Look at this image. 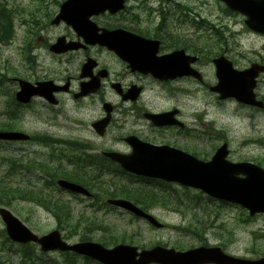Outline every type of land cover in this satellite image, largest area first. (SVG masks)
<instances>
[{
    "label": "rangeland",
    "instance_id": "1",
    "mask_svg": "<svg viewBox=\"0 0 264 264\" xmlns=\"http://www.w3.org/2000/svg\"><path fill=\"white\" fill-rule=\"evenodd\" d=\"M62 1L0 0V3L7 10L23 9L32 12L35 16L31 20L43 28L49 25V22L44 23L48 21L46 16L55 15L57 5ZM133 4L130 2L129 6L134 7ZM147 6L155 12L159 7L165 8V12L169 11L172 14L169 15V24L173 33H177L182 38L187 37L197 50L205 52V60H201L199 71L206 86L216 84L214 67L211 63L216 56L224 55L232 61L237 70L245 69L251 63L264 61V37L248 31L243 24L244 18L227 13L224 5L218 0H162V2L149 0ZM21 17L27 21L21 25L20 16L15 14L13 22L15 33L8 41L5 40L8 28L3 27L6 21L0 17V41L4 42L0 44V114H3V111L11 114L14 110L12 95L15 86H11L9 82L12 77L26 79L31 76L30 69L35 57L43 65L54 67L59 62V59L45 51L38 39L52 38L54 34L60 33L63 27L50 26L39 31L37 35H32L28 25L30 20L25 15ZM143 17L144 20H149L145 12ZM150 20L151 23H156L158 17L153 13ZM29 44L32 51L26 49ZM178 87L179 93L174 99H168L157 89L148 91L146 103L155 110L172 106L179 110L181 119L195 131L193 142L188 147L189 152H196L195 154H199L201 158H210L214 149L226 142L230 152L228 159L231 162H253L264 168V109L249 108L233 99L219 101L216 95L209 93L206 87L196 81L183 80L178 83ZM256 94L264 102V76L258 80ZM108 95L110 99L113 98L112 94ZM75 107L73 102L68 101L64 106L48 111L41 110L39 116L27 113V110L32 111L34 108H24L15 126L33 135H48L61 140L74 141L78 138V133L90 136L94 140L95 137L90 134L89 128L91 121L96 117L93 113L94 107L84 102L82 108H78V113ZM58 111L62 113L56 114ZM6 116L7 114H3V117ZM77 119L78 125H76ZM112 138L113 136L108 134L105 138L94 142L99 145L98 148L105 147L102 145H108ZM43 145L42 143L41 145L0 143V178L6 183L18 184L27 181L35 183L39 178L35 174L28 175L19 168L14 169L9 162L11 157H25L29 160L45 159L53 150H65L66 154H70L65 144H56L51 148ZM112 146L124 150L117 144ZM11 160L13 161L14 158ZM61 165L65 166L64 163ZM120 180L128 182L125 177ZM199 195L202 203L199 211L205 212L211 224L202 227L201 232H195L193 235H179L169 228L183 222L181 214L165 209L153 210L152 215L166 225L163 230H155L116 209L106 208L95 212L85 208L90 204L82 198L79 200L66 193L58 194L60 198L69 202L75 211L73 221L78 217V224L81 227H89L92 221L91 227L106 228L104 231L92 232L89 236H92L93 241L103 242L107 247L114 246L113 233L118 234L124 230L119 234L120 238L116 243L124 242L139 249H149L160 244L180 250L206 242L208 245L221 244L226 253L237 257L250 259L264 257V214L249 218L246 211L236 206L222 205L220 202L209 203L204 195ZM10 205L11 208L8 210L36 234H46L55 228L54 219L35 204L12 199ZM80 233L84 234V231ZM5 239V228L0 219V247L5 243ZM4 255L5 253L0 250V264H21L17 255ZM3 256L10 261H3L1 259ZM38 258L43 264H49V259L55 260L53 263H59L56 255L51 257L39 255Z\"/></svg>",
    "mask_w": 264,
    "mask_h": 264
},
{
    "label": "water",
    "instance_id": "2",
    "mask_svg": "<svg viewBox=\"0 0 264 264\" xmlns=\"http://www.w3.org/2000/svg\"><path fill=\"white\" fill-rule=\"evenodd\" d=\"M220 1L230 10L244 15L246 17L244 24L249 30L264 35V0ZM122 7V0H67L61 5L60 12L52 23L57 24L63 19L78 31L80 24L87 21L91 14L105 11L115 13ZM95 41L98 42V40ZM99 42L106 44L109 49H114L125 57L124 37L120 34H107L99 39ZM69 47H64L62 42L58 41L50 50L55 53H62L70 49ZM134 54L140 55V50ZM141 54L145 55V50ZM186 58L182 51L156 62L146 57L143 61V68L148 69L157 77L166 76L173 79L175 77L193 76L199 80V75L189 69ZM213 64L218 81L209 90L218 93L220 100L234 98L244 105L263 108V103L256 100L253 90L256 86L255 79L264 72V66L252 64L243 71H236L231 62L223 56L215 59ZM49 84H39L38 87L34 88L28 83L21 82V90L17 94L18 101L26 103L30 97L38 94L52 101L49 94L44 90L45 85ZM165 116L166 114L153 115L152 119L157 125H161ZM96 126L104 127L105 122ZM19 139L27 138L17 133L0 132V140ZM134 147L131 156L119 154H107V156L133 174L200 189L211 197L241 205L249 211L251 216L256 213H264V170L251 164L228 163L225 160L228 154L225 145L216 151L209 163L199 162L193 157L167 147L155 148L148 145H136ZM59 184L72 191L86 194V191L78 186L62 181ZM109 203L128 210L157 227L160 226L152 217L143 214L127 201L114 200L109 201ZM0 215L5 223L6 232L12 241L19 243L37 241L44 250H72L102 264H264V258L258 260L232 258L224 255L218 248H197L177 253L173 250L155 247L152 250L137 253L136 248L126 245H119L110 250L94 243H82L67 247L60 243L56 232L37 239L8 211L0 209Z\"/></svg>",
    "mask_w": 264,
    "mask_h": 264
},
{
    "label": "flooded vegetation",
    "instance_id": "3",
    "mask_svg": "<svg viewBox=\"0 0 264 264\" xmlns=\"http://www.w3.org/2000/svg\"><path fill=\"white\" fill-rule=\"evenodd\" d=\"M146 1L147 0H126L127 4L130 2L135 3L134 7L127 6L126 10L116 15H109L107 13L96 15L91 18V22L95 25L98 34L102 31H115L120 29L144 38L155 40L158 43L156 57H162L178 49L177 46L174 45L175 42L173 43V40L176 41V38L172 36V33L164 30V23L159 24L150 34L148 31L145 32L142 26V24L145 23L140 20L139 12L143 7V3ZM37 26L39 31L44 29L40 28L39 25ZM59 37H63L66 43H76L78 49L60 56L52 54L53 57L59 59L58 64L54 67L39 63L38 58L35 57L30 69L32 75L27 77V80L32 84L51 81L56 90L54 92V97L58 102V107L64 106L68 101H71L75 104L78 113V108H80L84 102H87L94 107L93 110L100 108V114L98 118L94 120L95 122L102 119L105 115L103 104L110 103L111 116L105 134L109 133L114 135V138L109 141V143L111 145L118 142L122 143L125 147L124 153L130 150L129 146L124 142V139L130 136L154 145H168L174 147L179 140L183 143L190 144L191 140L188 127L184 126L182 129H180L178 125L154 127L146 117L148 112H164L147 110L149 108L145 105L146 93L155 88L163 92L168 99H174L179 91L178 83L183 79L158 81L149 74L146 75L132 69L128 63L121 60L113 52H109L98 45L86 44L82 37H78L71 30L64 29ZM38 40L39 43L44 46L45 51V45L53 41V39L45 41L43 38H39ZM29 46L31 48V44H29ZM83 67H86V69H83ZM103 71H105V75L101 78V73H103ZM99 78L100 89L98 91L93 94L80 96L82 93L81 87L84 83H89L93 79L99 81ZM184 79L192 80L189 78ZM13 83L16 90L18 86L17 82L15 81ZM115 85H117V89ZM108 93H111L114 98L109 99ZM25 107L34 108L35 112H37L36 114L40 113L43 109L46 111L53 109L51 105L41 98L32 99ZM19 108L23 110L24 107ZM170 110H174V108L165 111ZM27 113L32 114L33 111L27 110ZM175 118L178 120V114ZM33 139V136H31L32 141ZM91 141L93 140L78 137L74 142V150H72L76 153L78 162H82V159H78V151H84L86 156H93L96 155L95 153H98L99 149L96 147L95 143ZM50 157L51 154L49 157L45 158L44 161L47 163L51 162L52 158ZM86 161L88 160L86 159ZM70 226L71 225L68 224H60L56 229L60 232L62 228ZM62 235H65L64 237L62 236V240L69 242L67 233L64 230H62ZM32 246L35 254H41V249L38 245L32 244ZM45 255L48 257L56 255V260H58L59 264H66V257H72L73 259L78 258V264H85L87 262L88 264H96L85 257L79 255L77 257L68 252H52ZM69 264H71V262H69Z\"/></svg>",
    "mask_w": 264,
    "mask_h": 264
},
{
    "label": "trees",
    "instance_id": "4",
    "mask_svg": "<svg viewBox=\"0 0 264 264\" xmlns=\"http://www.w3.org/2000/svg\"><path fill=\"white\" fill-rule=\"evenodd\" d=\"M0 13H2L0 14V17L4 18L6 21V24L3 25V27L8 28V30H6L7 35L5 36V40H8L10 36L12 35L11 20H10V15L12 12L5 9L4 6H1ZM173 43H174V40H173ZM176 46L182 47L188 50L194 49L193 46L187 43H182L180 41L176 42ZM28 165L29 164L24 165V166L20 165V167L21 169L26 170L28 169ZM40 169L45 170L46 168L41 167ZM65 176H67V174H65ZM72 181L74 182L76 181L78 182V184H81L82 186L86 188L93 187V188L99 189L100 191L101 190L106 191V192L110 191L112 192V197L126 198L127 200L138 205L142 210H148L154 206L171 208L170 206L177 205L178 199H182L181 195H184V198H188L189 196L187 192L178 193L170 189L169 186L162 184L160 182H156L157 183L156 186H142V187L134 186L132 184L131 186L124 185V184H115L116 186L107 185L104 190L101 187L102 183L98 182V180L97 181H95L94 179L87 180V179L82 178L81 176H78V178H74L72 179ZM1 198H4L6 200L2 201ZM16 198L28 199L32 202H36L37 204L42 205L45 208L49 207L56 213H59V210H60L64 213V215L69 214L68 210L63 209L58 203L48 200L46 198V194L41 188L32 189V188L26 187V185H23L22 187H18V186L16 187L12 184L5 183L4 181L0 180V201H2L3 204L8 206L10 203V200L16 199ZM193 199H196V197H193ZM200 222L201 221H198L197 219H195V223L198 224Z\"/></svg>",
    "mask_w": 264,
    "mask_h": 264
}]
</instances>
